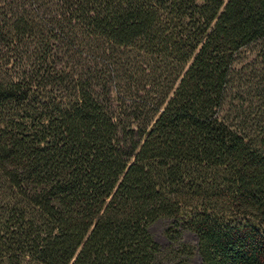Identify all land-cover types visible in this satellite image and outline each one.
<instances>
[{"label":"trees","instance_id":"1","mask_svg":"<svg viewBox=\"0 0 264 264\" xmlns=\"http://www.w3.org/2000/svg\"><path fill=\"white\" fill-rule=\"evenodd\" d=\"M0 60V264H264V0H0Z\"/></svg>","mask_w":264,"mask_h":264},{"label":"rangeland","instance_id":"2","mask_svg":"<svg viewBox=\"0 0 264 264\" xmlns=\"http://www.w3.org/2000/svg\"><path fill=\"white\" fill-rule=\"evenodd\" d=\"M0 63H2L1 60ZM148 79L150 78L145 76L143 73H139L138 75L134 76V78H132V80L129 82L130 91H136L133 94L134 96L132 95L134 99L137 98L138 94H142L144 92V89L148 90L147 97L149 96V98H153V101L157 99L159 95L157 94V92L159 91L158 82H156L157 80L148 81ZM168 226L169 223L165 219H159L149 226V230L152 234L153 239L157 242L160 252L165 255L166 252L175 248L177 246V243L182 242L193 248L192 254L189 257L190 263L198 264L200 259L195 248L197 241L195 233L188 229H182L178 232L176 238L173 239L166 232Z\"/></svg>","mask_w":264,"mask_h":264}]
</instances>
